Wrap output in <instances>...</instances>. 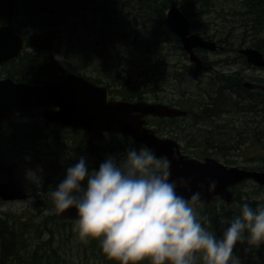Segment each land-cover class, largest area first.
Listing matches in <instances>:
<instances>
[{
  "label": "trees",
  "instance_id": "obj_1",
  "mask_svg": "<svg viewBox=\"0 0 264 264\" xmlns=\"http://www.w3.org/2000/svg\"><path fill=\"white\" fill-rule=\"evenodd\" d=\"M228 4L231 7L230 15L223 16L222 20L227 21L226 18L230 17L231 22L234 20L239 22L237 28L241 32L240 36L237 37L234 33L235 26H224L217 34L212 35L213 39L220 46L225 47L224 53L233 50L238 52L243 45L249 43L248 47L264 54V0H228ZM173 6H180L189 20L196 16L193 9L201 10L202 12H198L207 19L196 20L191 26L192 28L201 26L205 30L214 29L207 14L226 10L223 8L222 0H17L15 18L11 24L17 27L20 24L22 27L25 25L22 23L24 21L33 27L40 26L38 29L41 30L43 26L55 28L67 25L75 16H79L80 20L76 28L81 25L87 30L96 45H104L108 42V38L120 35L131 49L147 54L157 48L156 40L160 35L164 37V43L175 45L181 55L188 60L179 38L169 30L166 23V13ZM120 10H123L124 14L118 18ZM214 30L216 32L217 28ZM25 37L26 50L16 60L5 65L8 68V70L5 68L7 73L3 70L2 73L17 82L30 85H53L64 79V71L54 59L55 51L59 47L55 33L50 31L40 36ZM205 39L209 38L205 37ZM236 42L239 46L234 48ZM201 59L206 61L205 56ZM237 64L252 68L241 55L227 56L213 61L212 66L207 69L208 82L204 83L203 87L189 95L184 91L180 92L175 105L186 111V116L174 119L151 118L148 124L156 127L154 131L157 135L166 132L172 138L183 141L186 145L185 150L195 148L193 154H196L197 160H204L206 155H219L226 159L227 164H231L232 161L227 157L242 153L252 142L264 147V91L241 88V81L244 79L240 72L227 73L224 70H215ZM87 66L90 67L84 63L83 68L86 69ZM190 67L184 65L183 69L190 70ZM74 73L109 89L112 100L118 96L127 102L145 101L148 93H154V89L149 90L140 84H135L134 87L129 82H125L126 80L121 83L119 78L104 82L100 78L86 76V73L79 69L74 70ZM183 74L177 72L174 77L178 78ZM108 75L111 77L112 71H109ZM119 86L120 88H117ZM155 100L159 103L163 102L158 95H155ZM248 116L251 120H247ZM223 117H228L231 121L225 122L222 120ZM44 125L51 126L46 122ZM10 128L13 132L17 131ZM44 129L38 124L31 128L24 127L16 134V138L11 140L10 146L19 149L21 153L27 151L37 153L36 146L50 138L49 135H45ZM113 135L121 139L114 143L115 152L121 154L120 161L131 148L136 147L139 150L142 147L119 134H104L98 139H108ZM54 137L57 143L63 146H68L70 142L76 145L78 139L86 142L87 151L100 158L95 167L86 164L88 170L98 171L106 160L104 156L108 150L92 145L95 139L89 138L85 132L65 130L64 134L55 132ZM209 150L212 152L208 153ZM65 163L67 164L62 167L63 177L47 178L41 192L32 194L31 197L36 198L41 211L25 217L0 212V264H83L85 261L115 264L103 254L99 241L90 240L84 243L79 239L77 232L74 231L77 220L62 219L53 210L54 204L50 192L66 178L67 169L78 162L69 158ZM248 170L264 171V166ZM258 189L262 190L264 187L258 186ZM233 192L235 198L232 205L218 200L210 206H197V212L201 216H207L211 221L209 230L218 238H222L231 219L240 214V207L243 204L247 203L253 209L264 205V201H257L248 196L243 200L244 197L237 187L233 188ZM204 226L208 227V225ZM248 248V244L243 243L237 244L234 249V255L237 254L241 264H264V256L261 255L264 245L246 252ZM145 264L149 262L146 261Z\"/></svg>",
  "mask_w": 264,
  "mask_h": 264
},
{
  "label": "clouds",
  "instance_id": "obj_2",
  "mask_svg": "<svg viewBox=\"0 0 264 264\" xmlns=\"http://www.w3.org/2000/svg\"><path fill=\"white\" fill-rule=\"evenodd\" d=\"M170 169L169 159L147 146L128 150L119 163L109 157L91 173L81 157L49 195L56 212L76 209L79 239L99 241L115 264H241L234 256L237 244L247 243L246 252L264 245V205L243 204L218 238L209 218L197 212L202 192L188 198L178 193V185L191 188L184 179L171 180ZM216 186L211 181L208 191Z\"/></svg>",
  "mask_w": 264,
  "mask_h": 264
},
{
  "label": "rangeland",
  "instance_id": "obj_3",
  "mask_svg": "<svg viewBox=\"0 0 264 264\" xmlns=\"http://www.w3.org/2000/svg\"><path fill=\"white\" fill-rule=\"evenodd\" d=\"M223 1V8L225 11L214 12L207 14L210 17L212 27L217 28L216 32L214 29L205 30L203 27L198 26L197 28H191V32L197 34L205 39L208 37L209 41L217 42L213 39L212 35L217 34L219 29L224 28V26L232 27L235 26V35L240 36V30L237 28L239 22H233L230 17L226 20H222V17L225 15H230L231 7L228 4V0ZM179 7L180 6H173ZM196 16L191 19V22L194 21H205L207 17L198 11L195 10ZM202 12V11H201ZM124 14L123 10H120L118 13V18H121ZM74 20H70L67 25L58 26L55 28L44 27L39 30L40 26L33 27L31 25H23L22 28L30 31L34 34H45L47 32L55 33L58 38L57 42L59 47L57 49V54L55 58L57 61L61 62L66 66L65 57L68 56V59L72 63L71 68L79 69L86 73L88 77L100 78L104 82L109 81L110 79L119 78L121 83L129 82L130 85L136 87L140 84L144 88L154 89V93H148L146 102L159 103L155 100V95H158L162 99V103L166 104L168 100H171V103L176 104L177 99L179 98L180 92L184 91L186 94L196 93L200 87L204 86V83L208 82L207 69L212 66V62L218 59H224L227 56L235 57L240 55L242 49L248 48L249 43L243 45L238 52L228 51L223 54L218 52H203L200 51L199 57H206V61H203V65L200 70H196V66L188 60L185 59L180 50L176 49L175 45L164 43L162 36H157V48L151 53H145L140 50H133L129 47L128 43L120 35H114L111 38H108L106 44H94L91 34L87 30L83 29L81 25L78 24L80 20L79 16H75ZM20 22H22L20 20ZM218 25V26H217ZM17 26V25H14ZM234 31V29H232ZM160 33V31H158ZM213 40H212V39ZM67 40H69V50H67ZM239 45L236 42L234 48H237ZM88 47V48H87ZM224 47V46H222ZM225 48V47H224ZM59 57V59H57ZM243 57V56H242ZM84 63L88 64L90 67H84ZM191 66L190 70H184L183 66ZM68 67L67 73L69 74L72 69ZM97 69V70H95ZM216 71H226V72H240L244 76L246 81L251 80H264V70L247 68L246 66L236 65L229 68H215ZM112 71L113 75L109 77L108 72ZM180 72L184 73L178 78L174 77V74ZM119 76V77H118ZM201 81V82H200ZM143 83V84H142ZM199 83V87H198ZM136 84V85H135ZM256 84V83H255ZM207 85V84H206ZM117 88H120L117 87ZM115 101L122 100L120 97L116 96ZM260 119V118H258ZM26 120L33 121L38 123L40 127H44L43 130L45 135H49L50 138L46 141H41L37 146V153L30 151L20 152L19 149H13L9 144H3L0 142V183L4 182H15L17 183L28 195V200L25 201H14V202H5L0 199V208L6 204L7 207L4 210H0L1 213H11L15 216L25 217L30 216L31 214H36L38 211H41L37 200L34 197H31L33 193H40L43 189V184L47 181V178L50 177H63L64 172L62 167L65 166L69 158H72L75 162H79L80 158L85 159V163L90 167H95L100 158L92 153L87 151L88 145L84 141L78 142L76 145L70 142L68 146H63L57 143L54 137L55 132L61 134L65 133L66 129H60L55 126H45L44 118L41 116H31L26 118ZM222 120L225 122H230L231 119L228 117H223ZM247 120H251L248 116ZM254 120V119H253ZM150 128L156 129L153 124H149ZM113 135L108 139H95L92 142V145L95 147H104L108 150L104 158L113 157L118 163L120 162L119 158L121 154L115 152L114 143L120 141L121 139L116 138ZM160 138H171L177 141L180 146L183 154L195 158L196 149L187 148L185 143L180 140H176L168 135L166 132H161L159 134ZM114 148V149H113ZM136 149V147H134ZM113 149V150H112ZM137 150V149H136ZM212 151H208L211 153ZM206 157H212L220 161L221 163L227 165L228 167H237L241 169L249 168H258L264 166V147L262 145L252 142L249 144L247 149L242 153H236L229 155L228 160L232 161L231 164L226 163V159L222 158L219 155H212ZM200 160V159H198ZM33 172L36 174V178H30L28 173ZM92 170H89L91 173ZM87 181L84 182L82 187L86 188ZM241 195L244 197L243 200L248 196L257 201H264V189L259 190L258 186L252 182L248 181L245 185L237 187ZM54 210V209H53ZM242 248L240 247V250ZM261 250V249H260ZM261 255L264 256V249L261 251ZM234 256H237L235 254ZM83 264H97L94 262Z\"/></svg>",
  "mask_w": 264,
  "mask_h": 264
},
{
  "label": "water",
  "instance_id": "obj_4",
  "mask_svg": "<svg viewBox=\"0 0 264 264\" xmlns=\"http://www.w3.org/2000/svg\"><path fill=\"white\" fill-rule=\"evenodd\" d=\"M16 3L17 0H0V24L14 18ZM166 23L169 30L180 39L183 50L189 55L190 62L196 64L197 70L202 66L197 50H223L216 42L192 33L191 21L178 7H171L167 11ZM25 48L26 41L21 35L7 25L0 26V66L18 58ZM240 54L254 68L264 69V54L261 51L248 47L242 49ZM245 86L252 87L248 83ZM36 109H43V118L50 124L84 131L92 139L107 133H119L139 145L147 146L157 158L167 157L171 167L170 179H184L189 182L188 186L191 188V191H188L178 185V193L188 198L192 192L201 191L200 206H210L217 200L232 205L235 198L233 188L244 182L252 181L264 187V171L228 167L212 157L202 161L190 158L183 154L177 141L160 138L147 126L149 117L185 116L186 113L180 109L146 101H112L109 99L107 88L77 74H69L53 85L15 83L11 79L0 81V128L17 115ZM211 181H215L217 186L208 191ZM28 197L15 182L0 183L2 201H25ZM56 213L62 219H78L75 208Z\"/></svg>",
  "mask_w": 264,
  "mask_h": 264
},
{
  "label": "flooded vegetation",
  "instance_id": "obj_5",
  "mask_svg": "<svg viewBox=\"0 0 264 264\" xmlns=\"http://www.w3.org/2000/svg\"><path fill=\"white\" fill-rule=\"evenodd\" d=\"M22 23H24V24H26V22H22ZM4 25H7V26H9V27H11V28H13L16 32H17V29L19 30V32H17L19 35H21L24 39H25V41H26V35H28V36H31V35H34V34H32V33H30V31H28V30H26V28H22V27H20V24H19V26L17 27V26H14V25H12L11 24V21L10 22H8V23H1L0 24V26H4ZM41 34H36L35 33V36H40ZM69 40H67V50H69L70 48V46H69ZM26 45H27V41H26ZM225 50V49H224ZM224 50H222V51H217L218 53H224ZM57 54V51H55V55ZM197 54H200V52H198L197 51ZM55 55H54V59L56 60V58H55ZM245 59V58H244ZM16 60V59H15ZM246 60V59H245ZM13 61V60H12ZM11 62V61H10ZM56 62H57V64L59 65V67H60V69L62 70V71H64V74H65V77H64V79L66 78V76L67 75H69V74H76V73H74V70H76V69H73V68H71V67H73L72 66V63L70 62V60L68 59V56L66 55V57H65V63H66V66L65 65H63L61 62H59V61H57L56 60ZM247 62V61H246ZM8 63L9 62H7V63H5V64H3L2 66H0V81L1 80H5V79H11L12 81H14L15 83H21V82H17V81H15V80H13L12 78H10L7 74H4V73H2V70L5 72V73H7V70H8V68L5 66V65H8ZM237 65H241V66H244L243 64H237ZM68 67H70L71 69H72V71L68 74L67 73V69H68ZM253 69H257V68H254L253 66H251ZM7 70H6V69ZM226 68H229L230 69V67L229 66H227ZM6 70V71H5ZM261 70H264V69H261ZM227 73H231V72H227ZM241 74V73H240ZM77 75H79V74H77ZM80 76H82V75H80ZM242 77H243V81H241V85H240V87L241 88H243V89H248V90H253V91H258V92H261V91H264V80H262L261 79V82H259V80H256V81H254V80H251V81H246L247 79H245L244 78V76L243 75H241ZM84 77V76H83ZM63 80V79H62ZM60 82V81H59ZM251 84L252 85V87H246L245 86V84ZM256 83V84H255ZM26 84V83H25ZM166 105H168V106H170V107H172V108H178V107H176V105L175 104H173V103H171V100H168L167 101V103H166ZM51 109H56L55 107H51ZM179 109V108H178ZM186 114H187V112L186 111H184ZM36 116V115H38V116H40V120H41V116L43 117V109H36V110H33V111H31V112H28V113H23V114H20V115H17L12 121H10V122H6L1 128H0V142L1 143H3V144H9L10 145V143H11V140L12 139H15L16 138V134L17 133H20L21 132V130L24 128V127H32L33 125H35V124H38V123H34L33 121H30V120H26V118H30L31 116ZM186 116V115H185ZM180 118H182V117H180ZM248 118V117H247ZM149 119H151V118H149ZM154 119H156V118H154ZM157 119H165V118H157ZM166 119H174V118H166ZM42 121H44V122H46L45 120H42ZM46 123H48V122H46ZM49 125H52V126H55V127H57V128H60V129H66V130H71V129H67L66 127H63V126H59V125H54V124H50V123H48ZM10 127H12L13 129H17V131L16 132H13L12 130H11V128ZM81 132V131H80ZM120 135V134H119ZM131 149H135V148H131Z\"/></svg>",
  "mask_w": 264,
  "mask_h": 264
},
{
  "label": "bare ground",
  "instance_id": "obj_6",
  "mask_svg": "<svg viewBox=\"0 0 264 264\" xmlns=\"http://www.w3.org/2000/svg\"><path fill=\"white\" fill-rule=\"evenodd\" d=\"M179 8V7H178ZM180 9V8H179ZM217 43V42H216ZM218 44V43H217ZM219 45V44H218ZM220 46V45H219ZM222 47V46H221ZM223 48V50L225 49L224 47H222ZM198 52H200V51H203V52H208V51H205V50H197ZM241 55V54H240ZM199 56V55H198ZM242 56V55H241ZM250 65V64H249ZM29 196V195H28ZM29 198V197H28ZM234 204V203H233ZM58 214V213H57Z\"/></svg>",
  "mask_w": 264,
  "mask_h": 264
}]
</instances>
